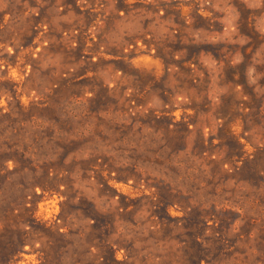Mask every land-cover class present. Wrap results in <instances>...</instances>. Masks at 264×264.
<instances>
[{"label":"rangeland","instance_id":"obj_1","mask_svg":"<svg viewBox=\"0 0 264 264\" xmlns=\"http://www.w3.org/2000/svg\"><path fill=\"white\" fill-rule=\"evenodd\" d=\"M0 264H264V0H0Z\"/></svg>","mask_w":264,"mask_h":264}]
</instances>
